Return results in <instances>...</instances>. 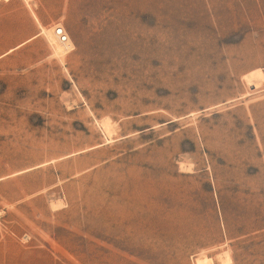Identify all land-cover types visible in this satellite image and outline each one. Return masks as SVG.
Masks as SVG:
<instances>
[{
  "label": "rangeland",
  "instance_id": "obj_1",
  "mask_svg": "<svg viewBox=\"0 0 264 264\" xmlns=\"http://www.w3.org/2000/svg\"><path fill=\"white\" fill-rule=\"evenodd\" d=\"M227 250L264 264V0H0V264Z\"/></svg>",
  "mask_w": 264,
  "mask_h": 264
},
{
  "label": "bare ground",
  "instance_id": "obj_2",
  "mask_svg": "<svg viewBox=\"0 0 264 264\" xmlns=\"http://www.w3.org/2000/svg\"><path fill=\"white\" fill-rule=\"evenodd\" d=\"M5 1H11V0H5ZM25 1H26V3L30 4V2L33 0H25ZM34 17L37 20L41 31L33 39L38 38L40 36H45L53 48L54 56L59 58L60 61L63 64H65L68 54L72 53L75 50V45H74L73 41L71 40V38L66 44H62L59 42V39L56 36V30H57V28H59V27L63 28L64 26L62 24H60V25H56V26H52L50 28H47V27H44L40 24V22H39V20L35 14H34ZM33 39H31V40H33ZM12 51H14V49L11 50L10 52H12ZM101 124H102V129H103L104 133L108 137V140H113L114 136L116 135V131H115L114 123L112 122V120L110 118H105L104 120H102ZM182 168H185L184 165ZM222 259H223L224 264H233V260H232V257H231L229 250L223 252Z\"/></svg>",
  "mask_w": 264,
  "mask_h": 264
},
{
  "label": "built area",
  "instance_id": "obj_3",
  "mask_svg": "<svg viewBox=\"0 0 264 264\" xmlns=\"http://www.w3.org/2000/svg\"><path fill=\"white\" fill-rule=\"evenodd\" d=\"M56 36L58 37L59 42L62 44H66L70 40L65 28L62 27L57 28Z\"/></svg>",
  "mask_w": 264,
  "mask_h": 264
}]
</instances>
